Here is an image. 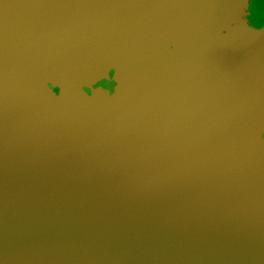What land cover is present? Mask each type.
<instances>
[{
    "label": "water",
    "instance_id": "1",
    "mask_svg": "<svg viewBox=\"0 0 264 264\" xmlns=\"http://www.w3.org/2000/svg\"><path fill=\"white\" fill-rule=\"evenodd\" d=\"M0 264H264V0H0Z\"/></svg>",
    "mask_w": 264,
    "mask_h": 264
}]
</instances>
